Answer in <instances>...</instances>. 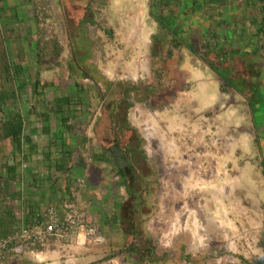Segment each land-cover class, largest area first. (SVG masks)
Listing matches in <instances>:
<instances>
[{
    "label": "crops",
    "instance_id": "obj_1",
    "mask_svg": "<svg viewBox=\"0 0 264 264\" xmlns=\"http://www.w3.org/2000/svg\"><path fill=\"white\" fill-rule=\"evenodd\" d=\"M149 3L159 24V18L165 15L170 20L172 14L182 29L178 33L166 23L168 30L160 26L158 34L152 35V65L147 80L140 82L143 71L138 65L132 78L119 74L113 81L112 69L118 65L106 57L102 60L90 44L55 51L54 44L45 42L47 38L41 41L39 10L46 7L47 13L60 17L54 6L63 9V0H0V86L15 89L18 82L22 85L15 91L23 131L30 140L23 157L14 156L9 140L6 154L0 151V164L15 163L20 174L0 193V218L5 219V211L15 215L23 209L24 222L31 223L48 206L61 216L64 202L75 199L84 223L99 228L106 240L94 244L79 234L76 240H50L20 256L7 254L0 264H140L138 252L146 248L153 255L149 264H169L173 251L188 258L193 249L204 252L205 259L216 258L210 251L223 246L216 227L226 228L223 240L229 231L235 237L237 256L232 260L236 264H264V156L259 157L264 146L253 144L257 135L252 137L251 132L262 127L258 134L262 136L257 138L264 139V0ZM80 19H75L76 35ZM173 35L179 45H171ZM47 57L53 61L45 60ZM217 62L231 73L221 75L215 69ZM17 65L22 70L19 81L5 72L7 66ZM37 79L40 94L34 96L32 85ZM244 86L255 88L262 96L255 101ZM134 106L156 117L162 156L149 157L145 152L143 135L131 117ZM202 115L222 131H234L245 149L256 150L258 161L243 163H247L248 173L243 176L250 188L236 190L231 200L212 204L205 197L210 181L203 171L186 183L179 197L174 192L172 198L164 197L160 171L173 158L181 166L208 163L217 169L224 163L223 158L209 154L205 142H199L202 134L196 130L201 128ZM240 124L247 125L242 138ZM22 160L27 168L20 173ZM231 161L241 162L238 155ZM255 164L261 167L260 174L255 168L252 175ZM166 177L171 181L183 178L179 173ZM208 203L215 205L213 213L207 214ZM189 208L194 221L182 231L170 230L165 218ZM19 226L17 219L7 234ZM256 226L263 236H250L249 229ZM200 233L207 237L206 244H199Z\"/></svg>",
    "mask_w": 264,
    "mask_h": 264
},
{
    "label": "rangeland",
    "instance_id": "obj_2",
    "mask_svg": "<svg viewBox=\"0 0 264 264\" xmlns=\"http://www.w3.org/2000/svg\"><path fill=\"white\" fill-rule=\"evenodd\" d=\"M63 3V9L59 8L58 5L54 6V13L56 14L57 12H61L60 17L47 13L48 11L46 7L44 10L42 7L41 10H39L42 15V20H40L39 23V31L42 37L41 41L44 42V40L47 38L45 42L48 41L49 44L57 45L61 49H64V51L66 49L71 50V48H74L75 45L80 46L84 44H90V46L95 47V50L97 51L96 54L101 56L102 60L104 57H106V59L111 61V64L118 65L116 69H112L111 78L113 81L116 80L115 78L119 74L123 77L128 76L127 78H132L134 76L133 74L136 72L134 66L138 65L139 67H142L141 70L143 71V77L140 79V82H145L148 78L147 74H149L150 66L152 65V55H154L152 52V46L154 45L151 39L152 35L154 33L158 34L161 23H170V29L173 30L175 28L174 30L178 33H180V30L182 29V23H179L177 17L175 18L172 14L168 16L170 20H165V15L161 19L159 18L158 20L161 22L159 24L151 14L155 11V9L152 7L153 5L149 3V0H63ZM79 16L82 17V20L80 19L79 24H81V26L78 29L79 32H77L79 35H76L75 31L77 28V20L75 19ZM118 16H120L121 19H118ZM90 20L92 23L89 25L88 21ZM183 23L184 26L190 25L187 22ZM87 24L89 27L88 30H86ZM82 35L85 36L82 37ZM213 42L215 45L218 44V41L216 42L214 40ZM155 51L157 52V50ZM67 54L69 56V53ZM66 56V53H64L65 59ZM47 58L45 60L53 61V59L50 57ZM120 64L121 68H119ZM215 65L217 66L215 69H217L221 75L224 73H231V70L229 69L223 70V68H225L222 67L223 64L217 62ZM125 66H128V68ZM132 69H134V71H132ZM232 73L235 74L234 70ZM230 81L232 83L233 78L229 79V82ZM229 85L234 87L236 83L235 85ZM255 90V88L251 87L249 89L246 87L245 91L249 96H255L254 100L256 101L258 96L262 95L259 94V92H254ZM202 119H205L207 122L202 123L201 128L196 130V132L202 134V137L200 136L199 140H202V142L206 143L209 148V154L216 156L218 159L223 158L224 160V163L219 164L217 169L213 164L207 163V167L209 169L208 177L210 181L208 184V191L210 192L206 193L205 197L207 198L208 194L221 189L222 186L227 182H233L236 187L233 190L232 195L225 197L220 201L231 200L234 192L236 193V190L245 192L250 188L248 181H246L244 178L245 174L248 173V171L245 169V167H247V163L246 165L243 163L248 161H251L252 163L257 162L258 159H255L256 150L253 148L245 149L243 141L233 134L235 132H232L230 128L229 130L222 131L221 128H219V126H217L210 117L202 115ZM238 128L239 130L241 129L239 134L242 138L245 134H243L241 131L247 128V125L240 124ZM250 128L251 127H249V129ZM261 129L262 127L260 128V126H258L257 131L252 130V137L256 135L257 137L262 136L258 135L261 134L259 133ZM257 137V140L255 141L252 138L251 142L254 141V145L256 142H260V144L264 146V143H262L264 139H260L259 141ZM7 149V142H5L4 148L1 150L2 154L5 155ZM250 150L254 151L250 152ZM237 155L239 156L241 162L237 163V161H231V158ZM263 156L264 150H262L259 157L263 158ZM255 168H257V171L260 174L261 167L257 164H255L253 167L251 174L253 175V172L256 171ZM241 175H244V180L242 179ZM238 178L241 181H239ZM253 180L256 181L255 179ZM255 184L258 186V188L261 187L260 184L256 182ZM256 185L251 186H253L252 188H256ZM214 203H216V201L212 202V204ZM212 204L208 203L207 214L213 213L215 205ZM216 228L219 230L216 234V237L221 239V242H218L222 244V242L224 243L223 236L226 233V228ZM237 229L240 233L242 232L239 226ZM253 232L255 235H253ZM230 233L231 232L229 231L227 235L229 236ZM249 233L250 236H263V230H261V228L258 226H256L254 229H249ZM241 236L244 235L241 233ZM186 238L190 239V235L188 233H186ZM176 246H173L172 248H176ZM244 247L246 250L247 246ZM219 250L220 249L216 250L215 248L212 249L210 254L212 256L214 254L217 256L216 258L211 257L209 259H205V257L202 255L204 252L196 253L195 249H193V255L189 256L188 258L184 257V253L182 251L181 253H183V255L178 251H173L175 254L173 255V259L169 264H217V258L220 256L223 257L225 254L223 248H221L220 252ZM236 256L237 255L235 254L234 258ZM220 264H236V261L228 260L223 261Z\"/></svg>",
    "mask_w": 264,
    "mask_h": 264
},
{
    "label": "built area",
    "instance_id": "obj_3",
    "mask_svg": "<svg viewBox=\"0 0 264 264\" xmlns=\"http://www.w3.org/2000/svg\"><path fill=\"white\" fill-rule=\"evenodd\" d=\"M131 117L136 126L140 129L144 143L145 152L149 157L162 156L164 148L161 140L156 133V120L152 112L144 110L143 107L134 106L131 111ZM205 119H201L202 123H206ZM202 142V140H199ZM27 168V163L22 160L19 164L20 173ZM203 171L209 175V169L204 164H187L181 166L178 161L173 158L167 163V167H161L160 189L163 196L172 198L174 192L179 197L186 188V183L192 180L195 176H200ZM179 173L182 175V180L171 181L166 175ZM192 178V179H191ZM233 181V180H232ZM83 183V180H79ZM233 182H227L221 189L208 194L209 202L220 201L225 197L232 195L235 189ZM63 214L60 216L53 206H48L38 217L31 223L24 222L23 209L16 211L15 216L19 219L20 226L10 234L0 238V259L5 255L20 256L25 250L44 247L50 240H76L78 234L85 240L94 244H103L105 236L99 228L91 224H85L82 214L78 210L75 199H68L63 204ZM164 207V205H162ZM166 223L170 226V230H184L194 221L192 211L189 209L177 210L172 216L165 218ZM199 244H206L207 237L202 233L197 236ZM225 254L217 258L216 263L220 264L223 261L233 259L236 252V239L233 235L225 237L222 246ZM197 251V250H196Z\"/></svg>",
    "mask_w": 264,
    "mask_h": 264
},
{
    "label": "trees",
    "instance_id": "obj_4",
    "mask_svg": "<svg viewBox=\"0 0 264 264\" xmlns=\"http://www.w3.org/2000/svg\"><path fill=\"white\" fill-rule=\"evenodd\" d=\"M263 1V0H262ZM161 8L165 6H160ZM264 10V5H263ZM161 23V22H160ZM162 28H168L161 23ZM170 27V26H169ZM176 35L172 36L171 44L172 46L179 45V40ZM55 51H57L58 46L55 45ZM39 53V52H38ZM39 54H42L41 52ZM44 54V53H43ZM167 54H170L169 52ZM55 56V54H54ZM11 65H13L11 63ZM10 65V66H11ZM8 67V66H7ZM5 68V72L10 76L17 78L21 74L22 70L19 65L12 69ZM39 80L32 85V92L34 96L40 94L37 90ZM229 85V84H228ZM9 86H0V151L4 148V144L6 140H9L14 156L23 157V150L25 146L30 145L29 137L24 134V121L21 113L20 103L16 96L15 89H19L22 85L15 84V89ZM230 86V85H229ZM227 87V85H226ZM246 86H244L245 88ZM17 167L15 163L7 164L4 162L0 164V193L2 190L6 191L7 183L11 180L17 179L20 177V174H17ZM17 221L16 216L13 214L11 210L5 211V219L0 218V236L7 234V230L9 229V225H13ZM152 252L150 248H146L145 250L138 252V259L140 264H149L152 262Z\"/></svg>",
    "mask_w": 264,
    "mask_h": 264
}]
</instances>
